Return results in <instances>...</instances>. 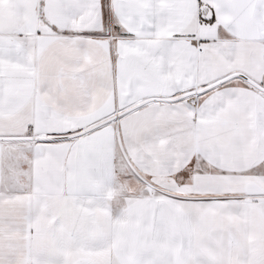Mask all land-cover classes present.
Returning <instances> with one entry per match:
<instances>
[{"label": "snow or ice", "instance_id": "6c2138e0", "mask_svg": "<svg viewBox=\"0 0 264 264\" xmlns=\"http://www.w3.org/2000/svg\"><path fill=\"white\" fill-rule=\"evenodd\" d=\"M0 264H264V0H0Z\"/></svg>", "mask_w": 264, "mask_h": 264}]
</instances>
